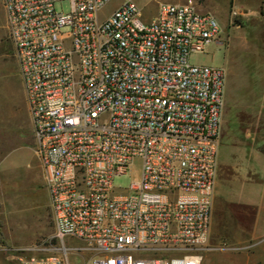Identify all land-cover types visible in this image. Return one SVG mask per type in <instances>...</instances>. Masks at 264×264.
Here are the masks:
<instances>
[{
	"label": "built area",
	"instance_id": "obj_1",
	"mask_svg": "<svg viewBox=\"0 0 264 264\" xmlns=\"http://www.w3.org/2000/svg\"><path fill=\"white\" fill-rule=\"evenodd\" d=\"M113 1L2 0L57 241L20 264H203L211 250L227 75L191 57L224 30L196 0L149 21L118 0L103 19ZM137 162L139 179L116 187Z\"/></svg>",
	"mask_w": 264,
	"mask_h": 264
},
{
	"label": "rangeland",
	"instance_id": "obj_2",
	"mask_svg": "<svg viewBox=\"0 0 264 264\" xmlns=\"http://www.w3.org/2000/svg\"><path fill=\"white\" fill-rule=\"evenodd\" d=\"M186 1L138 0V3L145 21H149L160 3ZM196 1L201 8L216 6L215 0ZM119 3L113 1L102 18L114 12ZM58 9L67 12L69 5ZM232 10L231 3L222 40L204 54L191 57L193 64L223 68L227 75L209 240L211 250L204 253L203 264H264V241L253 237L254 211L246 210L257 202L254 182L257 178L253 173L256 160L252 153L246 156L240 150L261 145L264 151V41L258 36L253 40L251 22L246 24L242 15L233 17ZM230 164L237 166L233 182H229L226 174ZM139 177L137 162L133 175L116 178L115 186L128 188ZM54 234L50 195L36 154L25 86L0 0V264H20L17 258L23 255V250L43 247L50 241L56 244L52 240ZM66 245L74 249L82 247L81 242L72 239ZM76 253H71L73 264H91L90 255Z\"/></svg>",
	"mask_w": 264,
	"mask_h": 264
},
{
	"label": "crops",
	"instance_id": "obj_3",
	"mask_svg": "<svg viewBox=\"0 0 264 264\" xmlns=\"http://www.w3.org/2000/svg\"><path fill=\"white\" fill-rule=\"evenodd\" d=\"M216 6L215 7H206L204 6L202 9L207 10L206 12H211L217 16L219 21H221V26L223 29H227V24L229 18L227 17V10L230 7V4H233V8L239 9L242 14L243 20L247 23L251 24V32L252 37H259L261 41H264V0H215ZM4 8V7H3ZM158 10V9H157ZM203 10V12H204ZM5 11V10H4ZM157 14V11H156ZM155 14V16H156ZM224 18V19H223ZM238 28V26L236 27ZM254 34V35H253ZM240 147H237V150ZM240 150L248 156L252 153L255 156L254 160H256V164L253 165V173L254 176L257 178L255 179L256 187H257V202H254L253 206L247 208L246 210L253 209L254 211V223L255 228L253 232V237L257 238L258 240L264 241V151L262 146H258L257 148H253L249 150L246 147H241ZM233 163V161H232ZM230 164L227 168L226 174L229 176V182L234 181V175L236 172V164ZM229 202H233L232 199H228ZM234 203V202H233ZM251 209V210H252ZM245 212V211H244Z\"/></svg>",
	"mask_w": 264,
	"mask_h": 264
},
{
	"label": "trees",
	"instance_id": "obj_4",
	"mask_svg": "<svg viewBox=\"0 0 264 264\" xmlns=\"http://www.w3.org/2000/svg\"><path fill=\"white\" fill-rule=\"evenodd\" d=\"M263 15H264V11H263Z\"/></svg>",
	"mask_w": 264,
	"mask_h": 264
}]
</instances>
